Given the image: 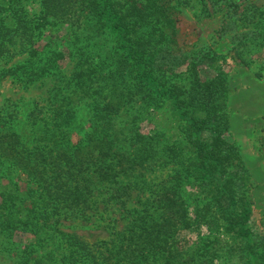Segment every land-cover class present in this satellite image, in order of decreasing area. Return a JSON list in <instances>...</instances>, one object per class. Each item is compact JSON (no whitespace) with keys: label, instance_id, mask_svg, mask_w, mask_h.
I'll use <instances>...</instances> for the list:
<instances>
[{"label":"trees","instance_id":"obj_1","mask_svg":"<svg viewBox=\"0 0 264 264\" xmlns=\"http://www.w3.org/2000/svg\"><path fill=\"white\" fill-rule=\"evenodd\" d=\"M26 1L0 0V80L22 87L52 76L62 59L51 45L43 51L34 48L36 30L24 16ZM223 1L196 0L204 7ZM189 3L41 0L47 18L63 22L77 14L91 19L98 36L112 37L116 52L97 55V40L78 35L70 52L79 56L69 83L74 90L53 101L49 116L0 112V186L4 181L7 185L0 192V231L11 243L6 251L18 253L17 264H47L37 260V248L45 250L48 264H215L247 251L253 201L240 192L247 170L228 137V113L221 99L229 84L199 79L200 62H191L186 72L176 71L175 17ZM240 16L238 21L264 39V6H247ZM263 69L259 78H264ZM187 74L189 81L183 79ZM135 98L153 106L170 102L183 123L185 147L160 152L148 145L152 141L118 129L129 122L127 103ZM178 159L182 168L167 180L148 194H132L146 187V171L175 165ZM109 207L125 209L128 220L110 244L88 246L62 229L66 221L90 219L95 210L103 215ZM200 227L227 237L222 254L209 248L187 259L198 243L182 254L184 235ZM22 233L36 238L35 244L17 250L14 239ZM249 261L263 264L264 254Z\"/></svg>","mask_w":264,"mask_h":264},{"label":"rangeland","instance_id":"obj_2","mask_svg":"<svg viewBox=\"0 0 264 264\" xmlns=\"http://www.w3.org/2000/svg\"><path fill=\"white\" fill-rule=\"evenodd\" d=\"M168 1L174 5L176 0ZM180 1L190 2V5L180 8L179 14L175 17L178 20V45L175 47L174 57L179 62L176 71L186 72L191 62H200L196 69L199 79L214 81L218 86L219 82L229 84L228 92L224 84L221 99L228 113L230 124L228 137L231 143L238 147L247 170L244 180L240 181V192L244 193L247 202L253 201L252 214L248 222L253 236L249 238V245L245 248L247 251L243 255L234 253L229 262L216 261L215 264H251L249 260L259 259L261 254H264V247H260L264 244V78L257 76V72L264 65L262 46L264 39L258 35L260 31L255 34L253 27H248L244 20L238 21V17H241L240 14L247 6L263 7L264 0H224L220 5L207 3L206 7L196 0ZM236 4L241 6L238 11ZM23 8L24 16L34 24L36 30L33 38L34 48L43 51L51 45L59 54L61 53L62 59L58 63L60 69L30 87L16 86L10 81L0 80V112L16 109L23 117L32 111H39L44 118V115L51 114L53 101L69 96L74 90L69 83L76 73L79 56L72 57L70 52L78 35L85 34L86 38L97 40L94 44L97 55L111 56L116 50L112 37L98 36L91 27L93 22L89 18L79 19L77 14L67 17L63 22L52 17L47 18L42 14L41 0H28ZM90 39L88 42H91ZM24 57L25 55L17 58L15 62ZM243 60L249 65L243 63ZM261 72L264 74V69ZM182 77L176 81L179 82ZM183 79L189 81L188 74ZM127 105L130 106L129 112L126 113L129 122L118 126V129L129 136L132 134L138 139L141 137L146 141H152L148 142V145L150 147L154 145L160 152L173 146L185 147L187 142L181 131L183 123L172 111L170 102L162 101L159 105L153 106L140 98H135V101L133 99ZM87 109L88 106L86 111ZM176 161L175 165L161 166L156 172L146 171V187L144 184L142 188H136L132 194L136 195L141 190H146L148 194L155 188L153 185L167 180L169 174L182 168L178 163L179 159ZM2 184L0 192L7 186L5 181ZM196 196L193 195V198H197ZM131 205L143 208L139 203ZM100 212L101 210L90 211V214H93L90 219L66 221L62 229L76 234L88 246H97L103 242L110 244L115 240L116 234L123 231L128 224V220L125 219L127 214L125 209L115 211V208L110 207L103 215ZM214 232L217 231L214 229L211 232L205 227L191 229L180 242L182 254L196 243L199 244L198 248L194 247L192 250L196 248L198 250L196 253L190 252L187 259L196 258L197 254L209 251V248H213L212 253L222 254L223 248L226 249L224 242L227 237ZM35 239L32 235L22 233L15 237L14 243L17 250H22L26 246H34ZM10 245V241L3 237L0 231V264H17L18 253L10 255L6 251L7 248H11ZM37 251L39 255L37 260L42 259L48 264L45 250L37 248ZM245 257L248 259L245 260Z\"/></svg>","mask_w":264,"mask_h":264}]
</instances>
